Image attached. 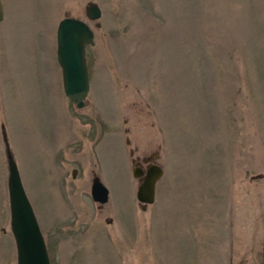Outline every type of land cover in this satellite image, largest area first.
Masks as SVG:
<instances>
[{
  "label": "rangeland",
  "instance_id": "374dc122",
  "mask_svg": "<svg viewBox=\"0 0 264 264\" xmlns=\"http://www.w3.org/2000/svg\"><path fill=\"white\" fill-rule=\"evenodd\" d=\"M1 3L0 264H15L1 126L49 264H264V0ZM64 16L93 33L80 109L55 58ZM153 155L141 211L130 169Z\"/></svg>",
  "mask_w": 264,
  "mask_h": 264
},
{
  "label": "water",
  "instance_id": "95a60500",
  "mask_svg": "<svg viewBox=\"0 0 264 264\" xmlns=\"http://www.w3.org/2000/svg\"><path fill=\"white\" fill-rule=\"evenodd\" d=\"M84 16L87 20H96L100 17V8L96 3L88 2L84 8ZM2 18L3 8L0 0V21ZM92 44L93 33L85 21L64 16L57 22L55 58L60 69L62 92L77 109L84 106L88 92L85 46ZM1 130L7 168L9 229L14 242L16 264H49L44 239L21 185L3 126ZM130 174L138 180L135 199L140 204V210L144 211L146 206L154 201L155 185L162 177L163 169L158 164H149L144 169L133 165ZM89 193L92 201L98 204L107 200V188L97 176L91 179Z\"/></svg>",
  "mask_w": 264,
  "mask_h": 264
},
{
  "label": "flooded vegetation",
  "instance_id": "af4514ba",
  "mask_svg": "<svg viewBox=\"0 0 264 264\" xmlns=\"http://www.w3.org/2000/svg\"><path fill=\"white\" fill-rule=\"evenodd\" d=\"M154 158H155V155H153L151 158H149V159H144L143 161H142V163H146V165L144 166V168L147 166V165H149V164H156L155 162H154ZM134 165H137V166H139V167H141L140 166V164H138V163H135ZM141 168H143V167H141ZM143 168V169H144ZM74 172V173H73ZM74 174H75V170H73L72 171V176H74ZM92 179V178H91Z\"/></svg>",
  "mask_w": 264,
  "mask_h": 264
}]
</instances>
